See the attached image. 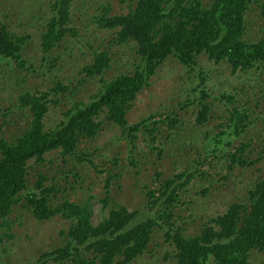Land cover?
Instances as JSON below:
<instances>
[{"label":"trees","instance_id":"16d2710c","mask_svg":"<svg viewBox=\"0 0 264 264\" xmlns=\"http://www.w3.org/2000/svg\"><path fill=\"white\" fill-rule=\"evenodd\" d=\"M71 1L53 0L52 13L47 18L41 14L44 22L40 32L42 54L39 66L22 55V45L30 33H14L6 24L0 23V57L12 59L18 70L11 73V78L15 76L13 81L6 72L11 68L2 69L5 71L0 80L6 79V84L0 87V100H8L3 97L5 92H14L20 114L26 116L27 111L30 114L26 118V127L15 139L0 136V239L11 236L8 216L13 207L19 204L38 220L60 215L70 221L66 229L59 231L63 237L61 246L43 252L38 264H43L49 258L55 262L66 261L67 264H96V261L101 264L115 261L117 264H130L148 249L156 229L164 230L166 240L173 242L174 264H250L252 258L260 256L264 260V178L258 179L247 189L243 201L229 202L224 212L215 216L201 214L202 227L196 229V233L186 234L182 227L174 226L171 207L175 201H180V190L187 188L195 172L204 175V172L197 171L196 164L191 173L182 171L164 178H161L159 171H155L152 179L154 182L158 180L159 185L151 187L150 184H143L147 201L145 206L152 210V214L139 217V209L129 210L124 205L115 204L96 225L90 221L91 213L86 203L68 199L52 203L51 198L56 197L55 192L59 187H55L53 180L45 182L49 175L39 165L46 160L44 154L51 150H58L63 156L88 159L93 164L89 154L79 152L78 146L85 139H93L104 121L120 129L131 149L136 148L135 142L142 136V141L150 145V151H155L157 158L163 152L160 144L163 138L176 136L175 140L178 139L183 145L186 142L182 141L184 122L176 117L175 110L168 113L152 111L134 122L127 119V112L137 93L149 84V77L168 56L175 57L189 71L195 70L201 55H205L213 64L229 66L232 72L256 71L262 81L257 88L261 94L255 99L256 105L260 104L264 101V0H134V6L129 4L126 13L115 15H108L110 5L102 6L104 12L94 17V22L99 28L113 30L116 42L135 43L132 45L135 65L131 71L117 73L106 80L104 74L110 61L108 51H93L91 61L84 64L80 71L88 77L98 76L99 89L88 101H73L56 125L46 127L44 118L49 103L58 104L61 101L58 93L65 95L66 91L71 92L72 83L58 79L46 90H30L24 88V70L44 74V66L48 68L50 61L57 62L58 55L51 54L52 49L61 41L65 42L64 36L68 32L75 33V28L69 23ZM251 5L257 9L260 18L258 27L261 36L248 42L244 36L253 33L251 24L247 26L246 22ZM209 73L203 68L198 69L200 84L193 86L192 90L199 95L181 101L180 108L194 102L195 122L199 127L208 122L213 112L212 117L216 114L221 120L216 126L223 127L216 133L217 136L224 133L238 135L252 124L249 101L240 104L242 97H237L235 92L224 90L220 95L209 92L205 85ZM250 89L256 90L254 87ZM52 90L53 96L50 95ZM208 96L213 99H207ZM216 99L225 108H217L220 115L213 109ZM14 102L9 101L10 104L0 107V114L7 118ZM262 118L264 120V110ZM160 123L164 125L160 126ZM179 125L182 131H177ZM262 130L264 132V126ZM247 146V143H241L218 156V159L224 160L227 171L220 176V181H227L234 167L254 161L246 154ZM30 160L38 168L33 169L36 165L30 167ZM116 161L117 158H114L113 162ZM202 161L211 164L208 155ZM130 162L136 164L131 157ZM29 167L34 170L35 176L31 183L28 181ZM68 171L76 175L73 168H68ZM117 171L121 172L119 169ZM112 176L111 173L107 175L106 188ZM207 190L205 187L202 192L206 193ZM101 201L104 207L108 194ZM155 206L161 208L154 209ZM167 256L168 253L164 258Z\"/></svg>","mask_w":264,"mask_h":264},{"label":"rangeland","instance_id":"374dc122","mask_svg":"<svg viewBox=\"0 0 264 264\" xmlns=\"http://www.w3.org/2000/svg\"><path fill=\"white\" fill-rule=\"evenodd\" d=\"M52 1L0 0V23L6 24L14 33H30L22 45V55L32 60L36 66L40 65L39 59L42 54L39 45L44 22L42 15L47 18L52 13ZM129 4L134 6V0H72L69 6L71 16L69 23L75 28V33L68 32L64 36L65 42L61 41L52 49L51 54L58 55L57 62L53 60L50 61V67L44 66L46 69L44 74L24 70L26 81L24 88H30V90H46L58 79L65 83H72L71 92L66 91L65 95L58 93L61 98L58 104L49 103V110L44 118L46 127L56 125L63 118V111L73 101H88L90 96L99 89L98 76L88 77L80 71L84 64L91 61L93 51L104 49L108 51L110 61L109 68L104 74L106 80L117 73H126L133 69L136 60L132 45L135 43L133 41L116 42L113 38H116L113 30L99 28L94 22V17L104 12L102 6L110 5L108 15H115L126 13ZM246 22L247 26L251 24L253 33L244 37L248 42L256 40L261 36L258 27L261 22L257 9L253 5L247 11ZM51 63L54 64L53 67ZM8 67L11 70L6 72L11 78V73L15 70L18 72L14 61L0 57V79L5 71L2 69ZM199 68H203L208 73L210 71V77L205 82L209 92L212 91L214 95H220L224 90L235 92L237 97H242L240 104H245L246 100L249 101L253 120L245 131L238 135L224 133L217 136L216 133L223 127L216 126L221 121L216 114L212 117V112L208 122L199 127L195 122V103L183 109L180 108L181 101L199 95L192 90L193 86L200 84L197 76ZM230 69L227 65L213 64V61L201 55L198 66L195 70L189 71L175 57L168 56L149 77V84L137 93L127 112V119L129 122H134L152 111L168 113L175 110L176 117L183 119L185 132L182 134V141L186 142L182 145L178 139L175 140L176 136L163 138L160 143L163 152L161 157L157 158L156 152L150 151V145L142 141V136L137 138L136 148L131 149L120 129L104 121L99 133L93 139H85L78 146L79 152L89 154L93 164L88 159H78L73 155L63 156L58 150H51L44 154L46 160L39 165L49 175L45 182L50 183L53 180L55 187H59L55 192L56 197L51 198L52 203H58L62 199L86 203L91 213L90 221L94 225L115 204L124 205L129 210L139 209V217L144 218L152 214V210H148L145 206L147 201L142 188L144 183L150 184L151 187L159 185L158 180L154 182L152 179L154 172L159 171L161 178L182 171L187 174L193 172L196 168L195 164L197 171L204 172V175L200 176L195 172L187 188L180 190V201H175L171 207L173 215L171 220L174 221L175 227H182L186 234L196 233V229L202 227L203 217L199 218L201 214L215 216L224 212L229 202L243 201L247 189L258 179L264 178V134L258 137L263 132L264 101L258 105L255 102L256 97L259 98L261 94L257 88L262 85L256 71L232 72ZM11 80L15 81V76ZM5 82L6 79L0 80V87L5 85ZM251 87L256 90L250 89ZM255 92L257 93L254 96ZM50 95H54L53 90ZM3 97L8 100L5 102L0 100L2 108L10 104L9 101L15 102L11 113L7 116L8 119L0 114V136L13 140L26 127V118H29L30 114H27L26 108L24 110L26 116L20 114L14 92H5ZM207 99L211 100L213 97L208 96ZM214 107L216 112L217 108L225 110L222 102L217 99L214 100ZM217 113L221 114L219 111ZM162 125L164 124L160 123V126ZM179 130L182 131L180 125L177 128V131ZM241 143H247L246 154L250 160L254 161L245 166L234 167L228 180L220 181V176L227 171L223 164L224 160L218 159V156L222 151L238 147ZM206 155L210 158L211 164L202 161ZM130 157L136 161L135 165L130 162ZM114 158H117L116 162H113ZM35 165L32 160L29 161L30 167ZM30 167L29 183L35 177L34 170L38 168L37 165L33 168L34 170ZM70 167L76 170V175L68 171ZM110 173L113 176L106 188L105 180ZM205 187L208 188L206 193L202 192ZM106 194H108V202L103 207L101 200ZM158 208L160 209L161 206L154 207V209ZM8 218V232L11 236H2L0 239V264H38L43 252L61 246L63 237L59 231L66 229L70 222L60 215L38 220L26 207L19 204L13 207ZM174 251V244L171 240H166L164 230L156 229L148 249L134 258L130 264H174L175 258L172 257ZM166 253L168 256L164 258ZM261 257L252 258L250 264H264ZM43 264H67V262H55L49 258ZM96 264L101 263L96 261ZM111 264H117V261Z\"/></svg>","mask_w":264,"mask_h":264},{"label":"clouds","instance_id":"9594fccd","mask_svg":"<svg viewBox=\"0 0 264 264\" xmlns=\"http://www.w3.org/2000/svg\"><path fill=\"white\" fill-rule=\"evenodd\" d=\"M260 35H261V32H260Z\"/></svg>","mask_w":264,"mask_h":264}]
</instances>
